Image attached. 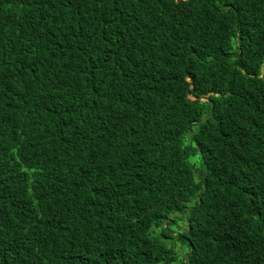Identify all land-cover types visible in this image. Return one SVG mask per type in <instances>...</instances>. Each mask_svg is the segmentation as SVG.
<instances>
[{
  "label": "trees",
  "instance_id": "obj_1",
  "mask_svg": "<svg viewBox=\"0 0 264 264\" xmlns=\"http://www.w3.org/2000/svg\"><path fill=\"white\" fill-rule=\"evenodd\" d=\"M0 264H264V0H0Z\"/></svg>",
  "mask_w": 264,
  "mask_h": 264
},
{
  "label": "rangeland",
  "instance_id": "obj_2",
  "mask_svg": "<svg viewBox=\"0 0 264 264\" xmlns=\"http://www.w3.org/2000/svg\"><path fill=\"white\" fill-rule=\"evenodd\" d=\"M179 221H180V223L181 224H183L184 223V221H182L181 219H179ZM160 231V230H159ZM180 252H182V249H181V247H180V250H179Z\"/></svg>",
  "mask_w": 264,
  "mask_h": 264
}]
</instances>
